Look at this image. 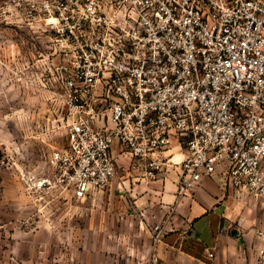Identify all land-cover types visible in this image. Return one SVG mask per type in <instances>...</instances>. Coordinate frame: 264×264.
<instances>
[{
    "label": "built area",
    "instance_id": "1",
    "mask_svg": "<svg viewBox=\"0 0 264 264\" xmlns=\"http://www.w3.org/2000/svg\"><path fill=\"white\" fill-rule=\"evenodd\" d=\"M29 15L67 110L57 186L106 191L118 145L142 180L178 172L180 202L221 174L264 210V0H30ZM153 234L160 245L166 227ZM255 240L264 256V222Z\"/></svg>",
    "mask_w": 264,
    "mask_h": 264
},
{
    "label": "rangeland",
    "instance_id": "2",
    "mask_svg": "<svg viewBox=\"0 0 264 264\" xmlns=\"http://www.w3.org/2000/svg\"><path fill=\"white\" fill-rule=\"evenodd\" d=\"M29 2L0 0V264H154L155 224L142 227L129 211L157 203L148 207L142 191H119L117 181L76 200L54 181L49 160L67 142L68 117ZM253 241L241 264H264Z\"/></svg>",
    "mask_w": 264,
    "mask_h": 264
},
{
    "label": "crops",
    "instance_id": "3",
    "mask_svg": "<svg viewBox=\"0 0 264 264\" xmlns=\"http://www.w3.org/2000/svg\"><path fill=\"white\" fill-rule=\"evenodd\" d=\"M122 151L118 145L113 148L118 167L114 182L119 183V191L130 189L136 194L140 190L144 195L139 202L158 206L156 210L129 213L140 214L142 227L152 222L167 230L163 243L155 249L154 264H241L243 252L250 255L249 242L256 243L255 231L264 222V210H254L261 204L253 197L225 186L222 175L217 174L205 179L194 196L181 201L176 210H168L177 201L179 173L171 171L165 179L155 182L138 179V174L129 172V158ZM168 154L175 155L174 159L184 158L177 140ZM132 184L135 189H131ZM249 204L253 209L242 210Z\"/></svg>",
    "mask_w": 264,
    "mask_h": 264
},
{
    "label": "water",
    "instance_id": "4",
    "mask_svg": "<svg viewBox=\"0 0 264 264\" xmlns=\"http://www.w3.org/2000/svg\"><path fill=\"white\" fill-rule=\"evenodd\" d=\"M220 210H224V208H221Z\"/></svg>",
    "mask_w": 264,
    "mask_h": 264
}]
</instances>
